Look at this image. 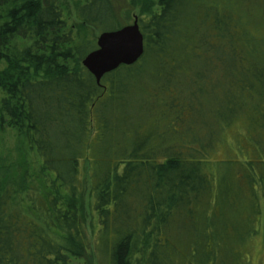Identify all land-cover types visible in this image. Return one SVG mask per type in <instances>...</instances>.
<instances>
[{
    "label": "trees",
    "instance_id": "1",
    "mask_svg": "<svg viewBox=\"0 0 264 264\" xmlns=\"http://www.w3.org/2000/svg\"><path fill=\"white\" fill-rule=\"evenodd\" d=\"M72 1L82 32L58 0H0V264H247L264 224V0ZM138 6L141 57L97 83L92 33ZM238 123L246 139L227 140Z\"/></svg>",
    "mask_w": 264,
    "mask_h": 264
},
{
    "label": "rangeland",
    "instance_id": "2",
    "mask_svg": "<svg viewBox=\"0 0 264 264\" xmlns=\"http://www.w3.org/2000/svg\"><path fill=\"white\" fill-rule=\"evenodd\" d=\"M59 3L62 5L64 16L69 24V27L74 32H82V29L80 27L79 21L76 18L75 15V4L72 0H58ZM129 9V7H128ZM140 12V7H134L132 10H124L121 12L122 17H124L127 21V23H131L133 18L135 16H138ZM98 31H94L92 34L96 38L98 35ZM243 124L238 123L235 126H233L231 129L227 130L225 133L226 139L229 141H232L234 138L235 133H239L240 137L245 140L246 139V130L243 129ZM2 139H3V146H4V153L9 154L10 157L14 160L16 155L20 153V148L16 147V137L12 130L6 129L2 133ZM217 157H222V152H218ZM238 157V155H236ZM243 156L242 158H244ZM82 175H81V183H82V190L80 194V201H81V209H82V215L84 218L86 229L91 237V232L93 231V226L95 224L93 214L91 212V197H90V182H89V175H88V164L85 162L82 165ZM245 183V181L243 180ZM263 213L261 212L259 215L257 214L256 217L262 216ZM264 224H261L260 228L258 229L259 232L248 242L247 248H246V255L248 258L247 264H264ZM78 264H96L95 259L93 256H90V262H79Z\"/></svg>",
    "mask_w": 264,
    "mask_h": 264
},
{
    "label": "water",
    "instance_id": "3",
    "mask_svg": "<svg viewBox=\"0 0 264 264\" xmlns=\"http://www.w3.org/2000/svg\"><path fill=\"white\" fill-rule=\"evenodd\" d=\"M143 50L144 38L135 16L129 24L99 32L96 37V48L84 56L81 64L99 83L103 75L118 66L136 62Z\"/></svg>",
    "mask_w": 264,
    "mask_h": 264
}]
</instances>
